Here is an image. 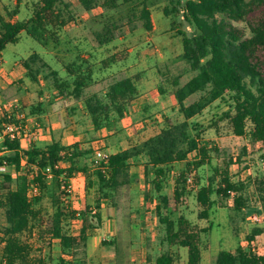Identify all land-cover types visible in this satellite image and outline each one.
Returning <instances> with one entry per match:
<instances>
[{"label":"trees","instance_id":"obj_1","mask_svg":"<svg viewBox=\"0 0 264 264\" xmlns=\"http://www.w3.org/2000/svg\"><path fill=\"white\" fill-rule=\"evenodd\" d=\"M20 1L17 0L14 11L8 13V20L0 17V56L9 45L19 42L23 32L42 47L50 41L57 43L59 33L77 20L67 0H36L33 14L22 21L18 19ZM79 1L87 12L114 10L122 4L137 3L140 10L129 18L130 32L135 31L136 21L142 22L145 30H153L149 0ZM177 2L182 6L184 19L195 28L192 36L180 33L183 53L177 59L195 75L185 84H181V76L171 82L182 121L165 118L154 136L130 141L127 149L110 155L108 165L93 164L99 186L97 210H101L102 201L114 200L123 188L131 185L132 167L145 166V206L148 214L151 206L155 209L162 247L155 261L150 258L148 264H177L173 248L187 250V264H203L202 235L212 226L200 229L181 214L190 190L196 191L198 219L210 221L217 205L245 213L247 217L252 212L249 190L254 186L264 221V170L252 183L234 181L230 173L231 166L248 157L257 156L264 165V0ZM240 23L244 27H238ZM120 29L117 22L105 23L93 34L103 47L118 38ZM115 58L113 55L103 64H115ZM79 59L65 66L66 78L52 70L38 54L31 55L23 64L35 82L40 81V70L49 68L46 78H52L58 98L83 100L95 129L110 128L112 115L124 117L139 96L137 83L141 76L123 78L110 84L105 92L86 95L92 85L93 71L84 65L88 63L86 60L81 63ZM38 62L42 66L37 67ZM158 90L165 93L161 87ZM229 94L233 95L235 108V115L229 117L233 132L245 138L247 143L236 159L227 158L223 169L214 165L216 157L212 155L214 152L219 154L220 150L202 138L201 125L193 121ZM197 95V100L187 104ZM35 112L32 110L31 115ZM22 114L17 109L12 121L22 123L16 118ZM3 121L12 122L0 118V130ZM24 136V130H19L14 138L5 137L0 144V169L5 168L0 174V209L5 215V225L0 227V264H86L87 242L92 230L97 228L95 220L101 222V215L99 211L93 214L94 207L85 195L73 191V179L76 172H89L87 165L78 166L79 160L92 151H82L78 143L64 146L60 142H53L46 149L32 146L26 150L21 144ZM180 163L185 167L176 170L173 183L171 174ZM204 167L209 171L206 178L199 174ZM33 187L39 189L37 195L33 193ZM45 198L49 199L53 210L49 220L36 209ZM263 233L264 227L255 228L249 241ZM30 238L37 239L48 249L59 243V256L56 259L50 254L47 258L34 256ZM212 264H264V254L241 247L236 251L222 250Z\"/></svg>","mask_w":264,"mask_h":264},{"label":"rangeland","instance_id":"obj_2","mask_svg":"<svg viewBox=\"0 0 264 264\" xmlns=\"http://www.w3.org/2000/svg\"><path fill=\"white\" fill-rule=\"evenodd\" d=\"M185 1L183 0V3ZM67 2L72 5L77 20L59 33L57 43L50 41L46 47H42L23 32L17 44L9 45L2 52V60L7 68L5 72L0 74V83L3 82L0 84V96L6 97L3 103L18 101L21 113H24L26 117L31 116L32 110L33 112L36 110L35 115H43L45 110L54 109L56 123H62L63 120L64 123H70L72 126L71 132L67 134L68 137L66 138L74 139L72 138L73 134L77 131L84 135L83 143L87 145L86 147L96 139H100L112 149L118 143L123 144L124 147H129L132 140L154 135L158 131V126L164 124L165 118H171L176 122L182 121L174 97L175 89L171 82L173 78L181 76V84H185L195 75L184 62H177L178 57L183 53V37L180 33L192 36L195 33V28L184 19L182 6L178 4L177 0H149L148 4L154 18L153 30H145L142 22L136 21V29L133 32L129 30L128 21L133 13L136 14L140 10L137 3L122 4L114 10L98 9L87 12L79 0H67ZM35 5L36 0H21L18 19L23 21L30 18ZM16 6L17 0H0V17L8 20V13L14 11ZM111 22H117L121 26L117 33L118 38L112 44L102 47L96 41L93 33L100 31L105 23ZM238 27L242 28L244 25L240 23ZM33 54H38L62 78L67 77L65 66L79 58L81 63L86 60L88 63L84 64L83 62V64L91 67L93 71L92 85L87 89L86 95L105 92L113 82L137 74L141 76L137 83L140 94L131 104L124 117L121 118L117 114L112 115L110 128L95 129L89 114H82L80 108L78 110L79 117H77L78 123H73V119L70 118L73 115L69 110L71 106H66V102L56 101L53 80L46 78L50 69L43 68L40 70L39 82L33 81L28 76V70L24 67L23 62ZM113 55L116 56L115 64L108 62L110 65L105 66L103 62H107V59ZM36 66L40 67L42 63L38 62ZM1 85L5 87L4 90H2ZM159 87L165 93L161 94L158 90ZM232 97V94L227 95L223 101L216 102L212 108L206 110L193 121V123L201 125L202 138L220 150L219 154L214 152L212 155L216 157L214 165L216 164L223 169L226 167L227 158L236 159L247 143L245 138L238 137L233 132L229 118L235 115ZM41 98L43 99L40 100ZM198 98L199 95L190 98L187 104H191ZM26 119L24 118L25 123ZM38 123L42 124L43 121ZM33 124L31 122V126ZM249 129L250 127H248ZM56 136L59 138L58 134ZM93 158L92 153L85 156L79 160L78 167L93 165ZM242 161V163L230 167L234 181L252 183L256 177L263 173L264 165L257 156L248 157ZM178 166L177 170L179 171L185 167L184 164H178ZM91 170L89 174L91 182L86 187L83 175L79 176L80 172L75 173L73 191L81 196L86 195L96 209L99 186L95 171L91 172ZM199 174L204 178L208 177V168H202ZM139 189L136 186L123 188L114 200L101 203V213L105 220L115 219L117 227L133 224L137 226L138 230H141L147 224L146 235L150 244L156 241L154 243V245L157 244L155 253L158 255L162 251L158 248V237H161V231L159 227L155 226L158 223L157 219L154 221L152 218L150 219L149 215H145L146 206L140 200L142 193ZM254 192V186H250L252 212L249 211L247 217L245 213H236L217 205L212 210L210 221L198 219L199 207L195 199L196 191L190 190L186 194L181 214L200 229L212 226L209 232L202 235L201 249L205 263L212 260L219 251H236L239 247L246 251L251 249L256 253L264 254V233L256 237L255 240L249 241V236L255 228L264 227L261 206L257 203ZM72 195L74 196V192ZM36 209H40L42 216L47 220L53 213L48 198L38 204ZM95 223L96 225L102 224V218L100 223L97 220ZM3 225H5V215L4 210L0 209V227ZM136 233L140 234L141 232L138 233L137 231ZM153 233L156 234V240L153 238ZM128 235L130 233L121 231L115 241H119L121 245V242L127 239ZM29 240L34 248L33 254L36 256L43 254V244L37 239L30 238ZM122 250L123 248L119 249L118 256L120 258L123 254H121ZM172 251L177 255V264H185L182 258L186 257V250L173 248Z\"/></svg>","mask_w":264,"mask_h":264},{"label":"crops","instance_id":"obj_3","mask_svg":"<svg viewBox=\"0 0 264 264\" xmlns=\"http://www.w3.org/2000/svg\"><path fill=\"white\" fill-rule=\"evenodd\" d=\"M0 60L2 62V68H1L0 74H2V72H5L7 70V68L5 67V62L2 60V53L0 56ZM10 76L12 77L11 74H10ZM0 84H3V82ZM2 88H3L2 90L5 89V87H3V86H2ZM54 96H56V91H55ZM5 99H6L5 96H3V95L0 96V105L5 104V103H3V101ZM42 99L43 98H41L40 100H42ZM56 101H63V102H66V104H67L66 106H68V105L71 106L69 110L71 111V113L73 115V117H70L71 119H73V123H76V124L78 123L77 117H79L78 116L79 115V112H78L79 108L81 109L80 111L82 114H84V115L88 114L85 106L81 105L82 103H84L83 100L77 101L73 98L60 99L56 96ZM16 102L18 103V101H16ZM75 103H76V105H74ZM38 104L40 105V103H38ZM70 104H73V105H70ZM78 105H79V107H78ZM64 109L66 110V108H64ZM20 111H21V109H20ZM42 114L43 115H41V114L40 115H31L30 117L25 116V118H27L26 119V125H27L26 127L28 130L33 131L37 127H42L44 130L43 136L35 143H29L27 141V132L24 133L25 136H24V139L21 140V144H22V147L26 150L30 149L32 146H36L38 149H46L53 142H60L64 146H70V145L78 143L80 146V149L82 151H85L87 149L91 150L93 156L95 153L94 144L98 143V142H99V144H101L104 153H107L108 155L116 154V153L128 148V147H124L123 144L118 143L112 149L110 147H107L100 139H96V140L92 141L91 143L88 144V147H86L87 145L83 143L85 140L84 135H81L77 131H75V133L73 134L72 138H74V139L70 140V138H66V137H68L67 134L71 132L72 126H70V123H68L69 125L64 123L63 120H62V123H56L55 122L56 118H55V114H54V109L50 110V108H49V109L45 110ZM66 115H67V113H66ZM40 121H43V123L39 124L38 122H40ZM31 122L34 123L32 126H31ZM157 129H159V126ZM57 134L59 135V138H57V136H56ZM144 134L146 135V133H144ZM154 135H151L150 137H152ZM150 137H146L145 139H148ZM138 140L139 139H137L136 142ZM40 143H41V145H40ZM93 160L95 162V156H94ZM180 164H183V163H180ZM64 166L67 167L68 164H65ZM179 166L176 165V167L174 168V171L171 174V178L173 180L172 181L173 183H174L176 170ZM88 167L90 170L92 169L91 172L95 171L94 165H88ZM90 170L88 173L80 172L78 174L79 176L83 175V177L85 178V187L88 185V183L91 182V177L89 175ZM145 172H146L145 166L143 164L132 167L131 168L132 183L130 185L132 187L136 186L137 188H140L139 191L142 193V197L140 198V200H142V202H144V204H145L144 193L146 191ZM150 176L152 178L153 174H151ZM97 199H99V196L97 197ZM104 202H105V200L102 201V203H104ZM145 208H146L145 215H147V216L149 215L150 219L152 218L153 220L154 219L156 220L157 216H156V212H155L154 207H150L149 214L147 213V207H145ZM97 211H99V214L101 215L103 223L97 225V228L92 230L91 235L88 239L87 248H86V264H148V260L150 258H151L152 262L155 261L156 257L160 254V252L158 255L155 253L157 250V244L154 245V243H156V241L154 243H151V244L149 243L150 240H148V237H147L146 231H145L146 229H148L147 224H145L146 226L144 225L145 227H142L141 230L140 229L138 230L137 226L133 225V224L126 225L125 227H119V226L117 227L115 225V219L110 218V219L105 220L103 218L102 213H101L102 208H101V210H97V209L93 208V214H95ZM157 222H158V219H157ZM155 226L159 227V223H156ZM121 231L130 233V235H128L127 239H124L120 245L119 241L116 242L115 240L118 236V233ZM137 231H138V233H140V232L141 233L137 234L136 233ZM152 235H153L154 240H156L157 239V237H155L156 234L153 233ZM160 238L158 237V240H159L158 241V243H159L158 248L161 251L162 247H161ZM112 240H113V242H112ZM43 247H44L43 252H42L43 254H40L43 258H47L48 255L50 254L53 259H56L59 256L60 251H61L60 245L57 242L52 245L51 249H48L45 246H43ZM120 248H123V250H122L123 252H121V254L123 253L121 258L118 256ZM152 249H154V251H152ZM183 250H186V249H183ZM218 253L215 255L214 258H212V260H210L208 263H205L204 258H203V252H202V263L203 264H212L215 261ZM186 254H187V250H186ZM40 255H38V256H40ZM34 256H36V255H34ZM182 260L185 264H187L188 254L186 255L185 258H182ZM53 264H56V263H53Z\"/></svg>","mask_w":264,"mask_h":264},{"label":"built area","instance_id":"obj_4","mask_svg":"<svg viewBox=\"0 0 264 264\" xmlns=\"http://www.w3.org/2000/svg\"><path fill=\"white\" fill-rule=\"evenodd\" d=\"M1 68H2V62L0 60V71H1ZM17 109L20 110L19 104L17 102H8V103L0 105V118H6L12 121L13 116L16 113ZM24 118H25V115L23 114L20 116L18 115L17 119L22 120V123L20 124H17L14 121L10 123L3 121V123L1 124V130H0V144L3 143L5 137H9L11 139L14 138L15 133L19 130H24V133L27 132V141L29 143H35L43 136L44 130L42 127H37L33 131L28 130L26 127L27 126L26 123L23 124ZM94 151H95L94 153L95 162L94 163H96V165L101 164V163L108 165L110 155H108L107 153H104L102 146L101 144H99V142L94 144ZM25 163L26 161H23V164ZM0 171H1L0 174L4 173L5 168H1ZM190 180L191 179H189V181ZM32 191L35 195L39 193V189L35 187L32 188Z\"/></svg>","mask_w":264,"mask_h":264}]
</instances>
